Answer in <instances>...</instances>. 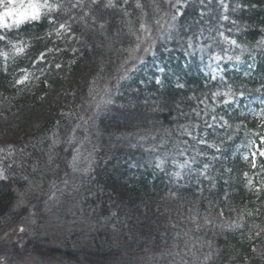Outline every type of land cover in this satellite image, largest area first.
Instances as JSON below:
<instances>
[{
	"label": "trees",
	"instance_id": "obj_1",
	"mask_svg": "<svg viewBox=\"0 0 264 264\" xmlns=\"http://www.w3.org/2000/svg\"><path fill=\"white\" fill-rule=\"evenodd\" d=\"M140 2L148 5L152 0H140ZM156 2L159 3L160 0ZM226 2L233 6L238 2L257 5V8L248 9L245 12L229 13L232 19L238 20L241 27L247 24V34L241 35L239 40L252 48V55L256 58L251 59L249 53H245L244 63L221 65L228 81H235L234 90H239L241 84L244 85L245 90H254L264 83V51L254 48L261 35L259 30L264 26V0H226ZM132 3L134 4L135 0H132ZM187 4V10L178 20L182 29L181 34L185 37L187 35L196 36L203 30L206 37L203 43H208L210 25L201 22L198 15L201 0H187ZM129 10H132L131 7ZM144 10L152 13L151 7H146ZM137 15H139V10H137ZM109 16H113L116 20L119 19V14L111 10L104 13L105 19ZM132 19L136 22L135 17ZM207 19L208 17L205 16L204 20L207 21ZM118 26L114 23L113 31ZM136 26L138 27V23ZM228 26L232 27L230 24ZM167 27L168 24L165 23V28ZM211 27L215 29L216 25L213 24ZM47 28L45 21L39 26L26 28L19 34L29 47L24 54L19 55L9 50L7 75L2 71L4 60L0 57V149L7 150L9 145L14 149V157H8L5 160L7 164L11 163L13 158L19 162L22 158L19 150L24 148L27 157L25 167L23 169L17 167L14 171H10L9 175H28L30 180L36 181L33 185L35 191L26 198V202L29 208L39 204L41 212L38 217L39 223L36 225L28 218L27 213L17 214L16 202L24 198L22 194L26 187L25 182L23 180L0 181V257H6L0 260V264L4 261L13 263L27 257H35L55 264H174V261L178 264L179 257L174 255L177 251L174 244L177 241H174L172 237L176 231H186L193 227L189 223V210L191 213L196 211L203 213L208 200H218L223 197L225 190L230 196L224 204V211L228 217H236L238 211L244 208L246 203L250 209L264 204V194L261 195L259 201H256L255 195L243 187V172L248 171L250 176L253 172L250 165L242 160V156L248 151L243 146L247 138L243 132H240L233 141L224 139L221 144V138L226 136L225 130H219L218 135H209L213 130L204 129L203 119L211 123L210 113L209 116L199 121L200 131L201 135L208 136L209 144L215 143L222 147L221 158L212 161V157L218 155L214 149L205 145H196V148L208 154V162L212 163L209 175L218 182L217 189L212 192L211 196L207 190L211 187L210 185H203L205 190L201 193L194 183L188 184V190L180 192L178 198L172 196L170 193L174 190V185L169 183L168 176L155 170L154 167H143L150 158L142 149L132 148L126 143L118 142L116 136L119 134L114 130L110 138L109 133L104 132L102 126L100 133L92 138L91 143L86 142L81 145V155L84 157L91 152L93 144L101 146L103 151L93 154V159L96 161L92 175L94 183H85L82 186L80 195L77 197L78 207L68 211L67 208L70 206L66 205L65 209L54 207L51 211H45L43 201L38 200V197L42 195L41 189L48 191L50 181H56L59 184L60 180L67 178L70 183H79V179L73 177L71 170L64 166V161L70 160L71 156L64 153L63 147L58 149L60 158L58 171L54 174L50 170L56 168L57 165H47L45 153L50 143L47 138L53 131H57L55 125L58 120L61 121L59 131L63 134L69 120L73 121L71 126H74L77 116L86 114L77 106L87 107L84 102L89 91L88 85L95 81L94 89L103 88L109 77L115 75V66L125 58L117 56L114 51H109V44L117 39L112 32L107 34V40L103 37L92 39L90 38L92 33L88 36H80L83 43H77L75 39L65 43L64 40L57 39L54 35L50 38L37 39L36 37H44ZM189 28L190 32L183 31ZM77 35H80L79 30ZM211 35H216L215 30ZM186 43V39L183 46L173 42L170 45L173 48L171 52H163L158 47L156 57L149 58L148 63L124 84V90L130 93L137 87L140 89L142 103L144 98H148V112L157 120V127L152 128L150 125L147 131L161 137L165 129L173 131L175 136L174 130L177 123L188 124L189 120L184 118L175 120L178 112L191 113V110L197 107V98L203 99L205 93L209 96L207 103L211 107V92L216 91L218 87H206V83H210V76L206 81L205 76L202 75V72L211 74L215 65L208 66L206 58L199 54L185 56L183 48L186 47ZM193 43L199 42L194 40ZM97 44L102 46L93 48L92 51L88 50L89 45ZM73 47L80 51L73 53L71 51ZM120 47L119 43L114 45V48ZM48 48L66 50L46 53L45 61L33 67L32 61L41 52H46ZM153 59L158 60L166 69L164 85L159 89L151 83L155 74L152 67ZM73 60L75 63H71ZM109 60L113 61L111 71L105 67ZM56 63L62 65L61 69L55 68ZM249 64L255 67V72L248 67ZM20 68L29 70L30 79L25 85L13 87L12 82L23 75L18 71ZM245 73L248 75L246 76ZM176 74L180 75L182 82H186L185 89L177 91L171 83L175 81ZM215 74L219 78L220 72ZM45 80L48 81V87H45ZM140 81L144 83L140 84ZM220 90L225 91L226 89L220 88ZM218 99L222 100L224 97L221 96ZM166 101L168 106L163 107ZM247 102L251 103V101ZM203 107L204 105H200V108ZM153 108H159V110L153 113L151 112ZM61 113L73 115L62 117ZM215 114L227 119L232 129L241 123L236 106L220 105ZM113 116H118V114L112 112L104 117L105 126L124 122L119 118L114 121ZM191 121L195 123L196 118L192 116ZM257 122L249 114L244 124L247 125V129L264 134V128L257 129ZM141 134H144L143 130ZM81 135L77 133L78 137ZM251 138L258 141V137ZM137 141L138 137L134 138L132 143H137ZM141 143L147 146L150 141ZM156 143H159V140ZM166 147L171 149L172 143ZM188 155L195 156L196 152L190 150ZM0 157H6V151L0 152ZM37 160H39L38 164ZM177 160L182 162L183 158L177 157ZM136 164H140L141 167H135ZM33 165L37 166L35 173L32 170ZM84 166L86 165L81 163V167ZM196 167L198 168L199 164ZM228 169H231V172ZM169 170H172L171 165H169ZM252 178L256 184L264 179V175L252 176ZM224 181L228 183L225 184ZM60 186L63 187L62 184ZM89 187L91 188L90 194L87 191ZM201 195L205 198L203 202H201ZM252 201L256 202L251 203ZM221 203L224 202L221 201ZM232 208H235L237 212L229 211ZM104 209H111L113 212L119 210V218H113L106 223L100 216V211ZM213 215H216L215 211ZM246 219L249 222L254 219L257 225L264 226V208H262L261 215ZM51 224L57 228L56 230L64 232L63 237H56ZM173 224H176L177 228H172ZM20 227H24L26 232L20 233L18 230ZM199 235L213 240L214 264H243L244 253L252 255L248 245L242 246L239 243L238 235L228 232L213 235L211 230L206 235L204 232ZM179 244L182 250L183 240H180ZM203 251L206 252L207 248ZM231 257H236V259H231ZM186 259L191 258L186 257ZM199 259H203V254H200ZM250 264H264V261L256 257L251 260Z\"/></svg>",
	"mask_w": 264,
	"mask_h": 264
},
{
	"label": "snow or ice",
	"instance_id": "obj_2",
	"mask_svg": "<svg viewBox=\"0 0 264 264\" xmlns=\"http://www.w3.org/2000/svg\"><path fill=\"white\" fill-rule=\"evenodd\" d=\"M187 6V0H160L159 3L152 0L148 5L141 4L140 0H135L134 4L132 0H122V2H119V0H0V57H3L4 60L2 71L5 75L8 74L9 50L19 55L24 54L29 47L19 34L26 28L39 26L45 21L48 25L45 35L44 37H36L37 39L50 38L54 35L57 39L64 40L65 43L74 39L77 43H83L84 41L80 40V36H88L89 33H92L93 35L90 37L92 39L103 37L107 40V34L112 32L117 39L109 44V51H114L117 56L125 57L115 66V75L109 77L103 88L94 89L95 81L88 85L89 91L84 102L87 107L77 106L86 114L77 116L74 126H71L73 121L69 120L63 134L59 131L61 121L58 120L55 125L57 131H53L51 136L47 138L50 141L47 145L48 151L45 153L47 155V165H57L56 168L50 170L54 174L58 171L60 163L58 149L63 147L64 153L71 156L70 160L64 161V166L71 170L73 177L79 179V183H70L67 178L60 180L59 184L56 181H50L48 191L41 189L42 195L38 197V200L43 201L45 211H51L54 207L65 209L66 205L70 206L67 208L68 211L78 207L77 197L80 195L82 186L85 183H94L92 175L96 161L93 159V154L103 151L101 146L93 144L91 152L87 157H84L81 155V145L86 142L91 143L92 138L100 133L102 126L103 131L108 132L110 138L114 130L119 134L116 136L118 142L126 143L132 148H141L150 158L143 167H154L155 170L167 175L169 183L174 185V190L170 194L177 198L180 192L187 191L188 184L192 183L197 186L201 193L205 190L203 185H210L211 187L207 189L210 196L217 189L218 182L209 175L212 163L208 162V154L196 148V145H205L214 149L218 154L212 157V161L221 158L222 147L215 143L209 144L208 136L201 135L200 131L199 121L209 116L210 113L211 123L207 119H203L204 129L213 130L209 135H218L219 130H225L226 136L221 138V144H223L224 139L233 141L237 138L238 133L243 132V135L247 138L243 146L248 151L247 154L242 156V160L250 165L253 170L252 176L264 175V134L247 129V125L244 124L250 114L258 121L256 124L257 129L264 128V83H261L260 87L254 90H245L243 84L240 85L239 90H234L235 81H228L226 73L221 68V65L244 63L243 56L245 53H249L251 59L256 58L252 55V48L247 43L239 40L241 35L247 34V24L241 27L238 20L232 19L229 13L245 12L248 9L257 8V5L238 2L233 6L227 3L226 0H201L198 15L201 22L210 25L208 28L210 35L207 37L208 43H203L206 39L203 30L196 36L187 35L185 37L181 34L182 29L178 20L183 17ZM130 7L131 11L129 10ZM146 7L152 8L151 14L144 10ZM205 8H207V12H205ZM219 9H222V11H219ZM108 10L118 13L119 19L116 20L113 16L105 19L104 13ZM137 10H139V15H137ZM205 16L208 17L207 21L204 20ZM133 17L136 18V22L133 21ZM114 23L119 26L113 31ZM136 23H138V27ZM165 23L168 24L167 28H165ZM213 24L216 25L215 29L211 27ZM229 24L232 27H229ZM233 28H235V32H233ZM78 30L79 36L77 35ZM213 30L216 32L215 36L211 35ZM183 31L188 33L191 29H183ZM259 31L261 35L254 48L264 51V26ZM14 35L15 39H13ZM185 39L187 41L186 47L183 48L185 56L199 54L206 58L208 66L215 65L211 74L202 72L206 81L210 76V83H206L205 86L218 87L216 91L211 92V107L207 103L209 96L205 93L203 99L197 98V107L193 108L191 113L178 112L175 120L184 118L189 120V123H177L174 130L175 136L173 131L165 129L164 135L161 137L156 133L147 131L150 125L152 128L157 127V120L148 112V98H144L142 103L140 89L137 87L130 93L124 90V84L130 81L134 74L148 63L149 58L156 57L158 47L163 52H171L173 48L170 45L173 42L183 46ZM194 40L199 43L194 44ZM116 43L121 44V47L114 48ZM125 44L127 46H124ZM101 46V44L89 45L88 50L92 51L93 48ZM65 50L48 48L46 52H41L32 61V65L35 67L37 63H43L46 53ZM71 51L76 53L80 49L73 47ZM71 63H75V60ZM61 67L60 63L55 64L56 69L59 70ZM105 67L111 71L113 61H107ZM152 67L155 74L151 83L159 89L164 85L166 69L156 59H153ZM248 67L255 72L256 69L252 64H249ZM18 71L23 75L12 82L13 87L25 85L30 79L28 69L20 68ZM41 71L43 72V69ZM216 72H220L219 78L215 74ZM245 75L248 74L245 73ZM44 83L45 87L49 86L47 80ZM139 83L143 84L144 81ZM171 83L177 91L187 87L186 82L181 81L179 74H176L175 81ZM220 88L226 90L221 91ZM221 96L224 99H218ZM247 101H251V103ZM200 105H204V107L200 108ZM220 105L236 106V110L241 117V123L237 124L235 129H232V125L227 119H224L223 116L218 117L215 114L217 107ZM167 106L168 102L166 101L163 107ZM158 110L159 108H153L151 112L154 113ZM112 112L118 114V116L112 117L114 121L119 118L124 122L105 126L104 117ZM70 115L73 114L61 113L62 117ZM192 116L196 118L195 123L191 121ZM229 129L232 130L228 131ZM142 130L144 134H141ZM78 132L82 134L80 137L77 136ZM136 137H138L137 143H132V140ZM183 137L187 138L182 139ZM251 137H258V141ZM157 140H159V143H156ZM145 141H150V143L145 146L144 143H141ZM169 143H172L171 149L166 147ZM190 150L196 152V155H188ZM5 151L6 157H0V181L23 180L25 182L26 187L22 194L24 198L16 202L17 214L27 213L28 218L36 225L39 223L38 217L41 215L40 205L36 204L29 208L26 202V198L35 191L33 185L36 181L30 180L28 175H9L10 171H14L15 168L23 169L25 167L27 157L24 148L19 150L22 157L19 162L13 158L12 162L7 164L5 160L8 157H14V149L11 145L7 150L0 149V152ZM177 157H182L183 161L178 162ZM258 157L260 158L259 161ZM38 163L39 160H37ZM81 163L86 166L81 167ZM197 164H199L198 168L196 167ZM169 165H171V171ZM135 167L139 168L141 165L136 164ZM257 169L259 171H255ZM32 170L35 173L37 166L33 165ZM228 171L231 172V169H228ZM65 175L67 176V173ZM252 176L248 171L243 172V187L249 193L254 194L256 201H259L261 195L264 194V179L254 184ZM224 183L227 184L228 181H224ZM61 184L63 187L60 186ZM87 191L90 194L91 188L89 187ZM217 195L219 196L218 192ZM204 199L201 195V202ZM229 199V192L225 190L223 197L218 200H208L203 213L199 211L191 213V210H189V223L193 227L188 228L186 231H176L172 237L174 241H177L174 244L177 249L174 255L179 257L178 264H214L213 240L199 235L201 232L206 235L209 230L212 231L213 235L225 232L238 235L240 237L239 243L242 246L248 245L252 254L249 256L248 253H244L243 264H250L251 260L256 257L264 261V239H262L264 238V226L257 225L254 219L251 222L246 219L261 215L264 204L255 209H250L246 203L244 208L240 209L236 217L233 218L226 216L224 211V204ZM221 201L224 203H221ZM213 211L216 212V215H213ZM229 211L237 212L235 208L229 209ZM119 215V210L115 212L111 209L100 211V216L104 218L106 223L113 218H119ZM172 228H177V225L173 224ZM18 230L20 233L26 232L24 227H20ZM180 240H183L182 250L180 249ZM205 248H207L206 252L203 251ZM239 251L238 249L237 252L239 253ZM200 254H203L202 260L199 259ZM186 257L191 259H186ZM4 259L6 257H0V260ZM231 259H236V257H231ZM174 264H176L175 261Z\"/></svg>",
	"mask_w": 264,
	"mask_h": 264
},
{
	"label": "rangeland",
	"instance_id": "obj_3",
	"mask_svg": "<svg viewBox=\"0 0 264 264\" xmlns=\"http://www.w3.org/2000/svg\"><path fill=\"white\" fill-rule=\"evenodd\" d=\"M51 227H52L57 238L63 237L64 232H62L60 230H56L57 228H54V226H52V224H51ZM50 243H52V241ZM55 244L58 245V243H55ZM1 264H55V263L50 262V261H41L40 259L35 258V257H27V258H21V260L14 261L13 263H9L7 261H4Z\"/></svg>",
	"mask_w": 264,
	"mask_h": 264
}]
</instances>
